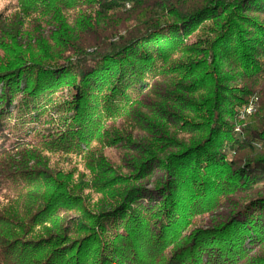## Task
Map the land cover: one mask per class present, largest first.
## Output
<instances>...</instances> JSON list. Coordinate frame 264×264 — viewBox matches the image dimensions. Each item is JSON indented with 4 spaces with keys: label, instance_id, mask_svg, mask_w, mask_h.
Listing matches in <instances>:
<instances>
[{
    "label": "trees",
    "instance_id": "obj_1",
    "mask_svg": "<svg viewBox=\"0 0 264 264\" xmlns=\"http://www.w3.org/2000/svg\"><path fill=\"white\" fill-rule=\"evenodd\" d=\"M16 2L17 13H0V83L19 82L1 88L0 104L21 82L32 97L67 85L78 125L69 138L82 143L100 121L87 105L112 85L110 110L121 102L117 115L146 138L129 143L135 175L91 211L88 186L42 170L34 151L46 148L19 130L6 146L0 120V198L10 205L0 211V264H264V249L254 251L264 247V0ZM197 30L207 37L185 44ZM176 131L192 137L182 143ZM117 216L120 234L103 223Z\"/></svg>",
    "mask_w": 264,
    "mask_h": 264
},
{
    "label": "rangeland",
    "instance_id": "obj_2",
    "mask_svg": "<svg viewBox=\"0 0 264 264\" xmlns=\"http://www.w3.org/2000/svg\"><path fill=\"white\" fill-rule=\"evenodd\" d=\"M17 12L16 0H0V13L11 15ZM206 25L208 23H203L201 26ZM206 37V34L197 30L185 39V44L193 45L199 42V39ZM175 60L183 61L185 57L182 59L177 55L172 58V61ZM164 78L160 77L157 81L153 80V82L150 78H147L148 81L146 83L162 85L164 84ZM168 79H171V77H168ZM18 82L6 79L3 83H0V90L6 84V88H13L14 84ZM111 86L105 87L104 92L99 96L101 99L103 98L101 102L102 108L99 111L98 107L96 109L98 100L87 105L89 106L87 107V112L93 111L95 105V111L97 112V115H95L100 121L93 127L98 130L93 133V139L82 143L69 138V133L76 130L78 125H74L71 121V118L76 114L72 109L74 90L67 85L52 86L51 89L41 90L42 92L37 97H32L30 96V90L26 91L24 82H21L19 83V92L15 94L12 103L8 107L0 104L1 123L9 130L6 146H10L15 141L18 134H16V130L20 132L19 138L30 142L32 145L44 146L46 148L45 152L36 149V151L33 149L29 150L34 151L36 160L42 164L41 169L52 177H67L72 184L82 185V190L87 185L88 189L82 191V196L91 211L100 210L103 203L111 202V198L127 185L128 178L135 175L127 169V164L136 156V151L128 150L130 148L129 143L139 144L146 138L145 133L129 128L123 119L117 115L119 109L122 108L121 102H116L118 107L115 111L112 112L110 110V103L115 104L109 98ZM226 86L234 87L232 84H227ZM250 113L248 112L247 114ZM240 122V128L247 126L248 122L245 119H240ZM186 128L189 129L188 127ZM8 130L5 129V132L8 133ZM236 131H239V128ZM96 134L97 136H95ZM176 134L178 140L182 143H187L192 137L190 134H184L181 131H176ZM63 138L64 140L62 141ZM227 157L228 159L231 158L232 153H228ZM99 164L102 166V171H104L102 176L97 175L98 173L96 172ZM35 166L36 164L31 163L29 164V169H34L36 168ZM154 172L156 173L157 171L155 170ZM95 175L98 178H95ZM94 179L96 180L94 181ZM152 180L154 178L147 179L151 183L154 182ZM102 184L103 186H108L107 189L103 190ZM146 188L153 189L154 186L151 184L146 186ZM3 198H0V211L10 206L8 200ZM15 204L24 206L22 202ZM225 209L221 208L217 213L225 212ZM78 216L79 213L77 211L67 213L68 218L76 219ZM212 216L214 215L207 214L194 218L188 230L206 226L214 219ZM103 223L106 226L108 225L112 232L116 231L120 234L119 224L121 220L119 216L114 219L111 217L109 222L104 219ZM40 229L36 230L38 237L43 236ZM74 234L75 232L72 230L69 235L70 241L76 238L77 235ZM263 249L264 247H255L254 251L256 253L263 252Z\"/></svg>",
    "mask_w": 264,
    "mask_h": 264
},
{
    "label": "built area",
    "instance_id": "obj_3",
    "mask_svg": "<svg viewBox=\"0 0 264 264\" xmlns=\"http://www.w3.org/2000/svg\"><path fill=\"white\" fill-rule=\"evenodd\" d=\"M251 110H252V107L250 106L249 108L246 109V112H247V113H248V112H251Z\"/></svg>",
    "mask_w": 264,
    "mask_h": 264
}]
</instances>
